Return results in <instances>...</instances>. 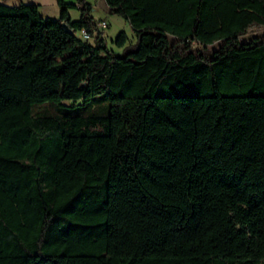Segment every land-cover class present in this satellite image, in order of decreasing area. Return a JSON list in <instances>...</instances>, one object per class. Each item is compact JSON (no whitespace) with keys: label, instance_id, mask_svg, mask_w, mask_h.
<instances>
[{"label":"trees","instance_id":"trees-1","mask_svg":"<svg viewBox=\"0 0 264 264\" xmlns=\"http://www.w3.org/2000/svg\"><path fill=\"white\" fill-rule=\"evenodd\" d=\"M103 1L0 2V264H264V0Z\"/></svg>","mask_w":264,"mask_h":264},{"label":"rangeland","instance_id":"rangeland-1","mask_svg":"<svg viewBox=\"0 0 264 264\" xmlns=\"http://www.w3.org/2000/svg\"><path fill=\"white\" fill-rule=\"evenodd\" d=\"M42 9L40 10V16L50 20H58L59 19V9L55 3V0H45ZM65 3L73 4L76 8L70 9L69 13L71 14L73 19L78 18L79 16V9H77V4L86 3L92 6L91 16L93 19L98 21H104L107 27L98 33H96L91 39L86 41L90 46L95 45V39L99 38L102 39L105 43L107 49L119 56L124 55L126 52L134 50L137 45V39L135 37L134 31L121 17L111 14L106 7L104 1L102 0H64ZM124 33L127 37V43L124 47L118 48L115 45V40L117 39L118 35ZM264 35V27L262 28H251L247 31V34L240 37L238 40L240 43H248L256 38H260ZM79 38V35L76 34ZM169 42L172 44L174 39L171 36H167ZM80 39V38H79ZM222 45V42L215 43L214 45L208 46L207 50L209 52L217 51ZM194 50H200L201 46L198 44L192 45ZM107 94L99 95L96 100H102L104 102L107 98Z\"/></svg>","mask_w":264,"mask_h":264},{"label":"built area","instance_id":"built-area-1","mask_svg":"<svg viewBox=\"0 0 264 264\" xmlns=\"http://www.w3.org/2000/svg\"><path fill=\"white\" fill-rule=\"evenodd\" d=\"M106 27L107 25L104 21L94 22V24L91 25L89 28L80 30L78 34L79 38L82 41L86 42L91 39L96 33L105 29Z\"/></svg>","mask_w":264,"mask_h":264},{"label":"crops","instance_id":"crops-1","mask_svg":"<svg viewBox=\"0 0 264 264\" xmlns=\"http://www.w3.org/2000/svg\"><path fill=\"white\" fill-rule=\"evenodd\" d=\"M46 2L45 0H0V2L1 3H3V4H5V5H7V6H17V5H19V4H34V5H37L38 6V11H39V14H40V10L42 9V7H43V4H44V2ZM50 1V0H49ZM103 1V0H102ZM90 5V4H89ZM78 4H77V9H78ZM91 6V5H90ZM91 8H92V6H91ZM79 17H80V13H79V16H78V18H76V19H73L72 18V16H71V14L69 13V18H70V20H72V21H76V20H78L79 19ZM90 17L93 19V17L91 16V14H90ZM94 20V19H93ZM95 21V20H94Z\"/></svg>","mask_w":264,"mask_h":264},{"label":"water","instance_id":"water-1","mask_svg":"<svg viewBox=\"0 0 264 264\" xmlns=\"http://www.w3.org/2000/svg\"><path fill=\"white\" fill-rule=\"evenodd\" d=\"M62 27L68 34L72 35V32L64 24H62Z\"/></svg>","mask_w":264,"mask_h":264}]
</instances>
